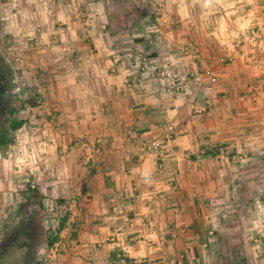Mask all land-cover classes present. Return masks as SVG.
I'll return each mask as SVG.
<instances>
[{"label": "crops", "instance_id": "crops-1", "mask_svg": "<svg viewBox=\"0 0 264 264\" xmlns=\"http://www.w3.org/2000/svg\"><path fill=\"white\" fill-rule=\"evenodd\" d=\"M0 30L43 98L39 167L25 154L6 172L32 169L43 200L68 203L66 246L41 264H196L227 196L264 214V0H0ZM168 125L159 168L139 143Z\"/></svg>", "mask_w": 264, "mask_h": 264}, {"label": "rangeland", "instance_id": "rangeland-1", "mask_svg": "<svg viewBox=\"0 0 264 264\" xmlns=\"http://www.w3.org/2000/svg\"><path fill=\"white\" fill-rule=\"evenodd\" d=\"M10 46L8 41H4L0 37V58H3L11 67L15 88L10 115L7 121L0 125V134L6 136V143L0 144V192L11 193L4 197L0 196V242L18 224L27 223L28 219H32L40 228V233L43 231L42 238H40V252L46 248L47 238H51L56 233L64 217V212L67 211L68 203L47 202L39 196L35 189L37 177L31 171L33 172L32 169L39 167L36 164L41 162L38 156L42 153L39 155V151L33 145L39 144L36 137L42 129V126L39 125L41 123L39 107L43 104V98L38 93L36 79L32 81L31 76L22 72L26 70V67L22 70L24 66L22 56H19L22 59L20 58V61L16 62V58L10 55ZM14 121L22 122V125L16 130H12L10 126ZM32 139L34 141H31ZM25 154L32 157V169L21 172L13 170L14 173L9 178L7 172L9 173L10 167L3 160L10 162V159L20 155L24 158ZM22 161L24 163L25 160ZM14 162L16 163V161ZM3 169L4 175L1 174ZM13 182L17 183L16 187L12 186ZM30 185H33L34 188L32 189ZM169 187L173 188L172 185ZM157 196L159 197L158 194ZM244 197L248 200V193ZM261 203L264 206V200H261ZM218 206L229 212L223 214L217 210L219 218L217 217V220L211 221L210 224L213 226L219 219L220 232L209 241L211 247L199 251L200 256L196 257L199 259L196 264H264V214H261L259 218L252 217L249 208L253 207L254 203L248 200L240 208L230 195L226 197L225 202H219ZM241 209V213L237 212ZM5 256L7 264H21L24 260V251L13 248L8 250ZM37 264H41L39 260H37Z\"/></svg>", "mask_w": 264, "mask_h": 264}, {"label": "built area", "instance_id": "built-area-1", "mask_svg": "<svg viewBox=\"0 0 264 264\" xmlns=\"http://www.w3.org/2000/svg\"><path fill=\"white\" fill-rule=\"evenodd\" d=\"M243 42L247 41V38L242 39ZM264 41V30H257V32L254 33L253 35V42H260ZM16 62L20 61V58L17 57L15 59ZM141 65V66H140ZM139 65V68L142 72V75H150L151 72H153L155 75L152 76L153 79H157L161 81V88L167 89L168 92L170 93H176V94H181L182 92H186L187 90V84L186 81L177 77L173 72L171 71H166V70H160L157 67H150L147 62L143 61ZM211 81H215V79H211ZM200 112V111H197ZM176 135V127L173 125H168L164 133L161 134L158 137H152V138H145L142 140L139 145H140V152L141 155H151L154 157V159L157 161L159 168L162 167L161 163L162 160L164 159V156L166 155L168 151L169 144L173 142L175 139ZM141 158V157H140ZM173 180L170 181V185H172ZM173 186V185H172ZM30 187L33 189L34 186L30 185ZM155 189H149L146 191L145 197L147 202L152 203L159 195ZM63 239V238H61ZM65 247L66 245L64 244L63 240L56 241L54 244V247L51 250V255H57L60 254L61 249Z\"/></svg>", "mask_w": 264, "mask_h": 264}, {"label": "flooded vegetation", "instance_id": "flooded-vegetation-1", "mask_svg": "<svg viewBox=\"0 0 264 264\" xmlns=\"http://www.w3.org/2000/svg\"><path fill=\"white\" fill-rule=\"evenodd\" d=\"M15 97L14 74L11 67L0 58V125L7 121L11 105ZM36 245L35 249L34 246ZM39 239L36 227L27 222L18 224L11 233H8L0 242V264H7L8 250L16 248L24 251V260L21 264H37L39 255Z\"/></svg>", "mask_w": 264, "mask_h": 264}, {"label": "trees", "instance_id": "trees-1", "mask_svg": "<svg viewBox=\"0 0 264 264\" xmlns=\"http://www.w3.org/2000/svg\"><path fill=\"white\" fill-rule=\"evenodd\" d=\"M1 1L4 2L6 0H1ZM21 125H22V122H20V121L19 122L14 121L10 124L12 130L18 129ZM3 143H6V136L3 134H0V144H3ZM28 221L31 222V224L36 227V230L38 232L39 244H40V242H41L40 238H42L41 234H43V231H41V233H40V228H38V226L34 223V221L32 219H28L27 222ZM66 221H67V217H66V215H64L63 219L61 220V223L59 224V226L56 230V233L51 238H47V241L45 243L46 246H52L57 241L59 233L64 228Z\"/></svg>", "mask_w": 264, "mask_h": 264}, {"label": "water", "instance_id": "water-1", "mask_svg": "<svg viewBox=\"0 0 264 264\" xmlns=\"http://www.w3.org/2000/svg\"><path fill=\"white\" fill-rule=\"evenodd\" d=\"M36 245L34 246V249H35Z\"/></svg>", "mask_w": 264, "mask_h": 264}]
</instances>
